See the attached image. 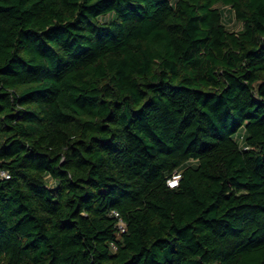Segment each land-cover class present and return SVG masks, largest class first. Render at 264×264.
<instances>
[{
    "label": "trees",
    "instance_id": "trees-1",
    "mask_svg": "<svg viewBox=\"0 0 264 264\" xmlns=\"http://www.w3.org/2000/svg\"><path fill=\"white\" fill-rule=\"evenodd\" d=\"M0 169V264H264V0H0Z\"/></svg>",
    "mask_w": 264,
    "mask_h": 264
},
{
    "label": "built area",
    "instance_id": "built-area-1",
    "mask_svg": "<svg viewBox=\"0 0 264 264\" xmlns=\"http://www.w3.org/2000/svg\"><path fill=\"white\" fill-rule=\"evenodd\" d=\"M9 176H10V174H9V172L7 170L0 169V179L1 178H8ZM179 176H180L179 173L174 174L173 177L170 178L167 181V184L170 187H175L177 185V183H178ZM111 214L119 220L118 223H117V226H118L119 232L122 233L125 230V223H124V221L122 220V218H120L118 212L112 211Z\"/></svg>",
    "mask_w": 264,
    "mask_h": 264
},
{
    "label": "rangeland",
    "instance_id": "rangeland-1",
    "mask_svg": "<svg viewBox=\"0 0 264 264\" xmlns=\"http://www.w3.org/2000/svg\"><path fill=\"white\" fill-rule=\"evenodd\" d=\"M221 8H223V11L226 12V23L228 24V27L231 29V30H238L241 28V23L236 21L234 18H233V15L231 14V12L228 10V8L226 7H223V6H220ZM228 20V22H227Z\"/></svg>",
    "mask_w": 264,
    "mask_h": 264
}]
</instances>
